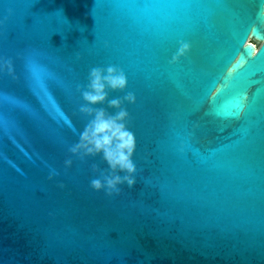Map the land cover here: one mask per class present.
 Here are the masks:
<instances>
[{
	"label": "water",
	"instance_id": "95a60500",
	"mask_svg": "<svg viewBox=\"0 0 264 264\" xmlns=\"http://www.w3.org/2000/svg\"><path fill=\"white\" fill-rule=\"evenodd\" d=\"M0 264H264V0H0Z\"/></svg>",
	"mask_w": 264,
	"mask_h": 264
},
{
	"label": "clouds",
	"instance_id": "9594fccd",
	"mask_svg": "<svg viewBox=\"0 0 264 264\" xmlns=\"http://www.w3.org/2000/svg\"><path fill=\"white\" fill-rule=\"evenodd\" d=\"M92 93H85V99L90 102H97L104 99V83L105 81L112 88H122L125 85L123 75L117 74L114 68L107 69V75L101 77V72L98 69L92 71ZM94 93V94H93ZM128 99H131L129 96ZM113 106H118L119 102L113 100ZM126 112L120 111L114 117H105L103 111L96 115L91 128L84 133L83 143L78 147H84L88 153L100 152L104 153V158L109 166L115 170L119 168L121 171H126L129 174L134 171V165L131 161V155L134 150V138L130 132L125 129L121 121L125 118ZM131 184L132 180L124 177ZM121 181L119 176H113L106 180L109 188L115 187ZM93 185L97 188L101 186L99 180L93 181Z\"/></svg>",
	"mask_w": 264,
	"mask_h": 264
},
{
	"label": "rangeland",
	"instance_id": "374dc122",
	"mask_svg": "<svg viewBox=\"0 0 264 264\" xmlns=\"http://www.w3.org/2000/svg\"><path fill=\"white\" fill-rule=\"evenodd\" d=\"M251 41L254 42V44L258 47L259 42H256V41H254V40H251Z\"/></svg>",
	"mask_w": 264,
	"mask_h": 264
},
{
	"label": "bare ground",
	"instance_id": "6f19581e",
	"mask_svg": "<svg viewBox=\"0 0 264 264\" xmlns=\"http://www.w3.org/2000/svg\"><path fill=\"white\" fill-rule=\"evenodd\" d=\"M253 45H254V48L256 49L257 46L255 44H253Z\"/></svg>",
	"mask_w": 264,
	"mask_h": 264
}]
</instances>
